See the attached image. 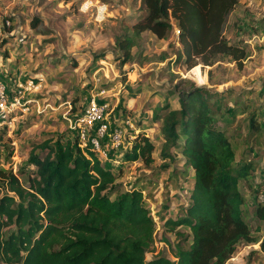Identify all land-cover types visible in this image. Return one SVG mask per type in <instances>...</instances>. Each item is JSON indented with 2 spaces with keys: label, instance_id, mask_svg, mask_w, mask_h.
Returning <instances> with one entry per match:
<instances>
[{
  "label": "trees",
  "instance_id": "16d2710c",
  "mask_svg": "<svg viewBox=\"0 0 264 264\" xmlns=\"http://www.w3.org/2000/svg\"><path fill=\"white\" fill-rule=\"evenodd\" d=\"M140 1L141 13L115 39L122 63L132 59L131 48L139 46L143 32L161 39L174 27L180 45L175 61L212 66L230 57L240 66L246 57V48L224 35L239 0ZM165 57L163 53L161 59ZM185 82L188 88L172 92L177 107L165 101L152 111L162 135L158 170L181 157L178 175L186 176V168L191 171L189 190L176 204V214L160 219L161 228L178 239L172 259L157 255L146 260L156 221L142 190H121L115 182L119 173L103 165L75 132L35 144L27 157L33 168L23 180L0 166V264H225L240 244H258L257 252L264 253V234L254 235L244 219L246 199L239 189L253 163L235 161L225 130L217 126L221 101L216 92ZM248 120V137L264 134V123L255 114ZM134 137L124 160L149 165L153 142L142 132ZM261 190L260 185L253 189L252 214L264 222Z\"/></svg>",
  "mask_w": 264,
  "mask_h": 264
},
{
  "label": "rangeland",
  "instance_id": "374dc122",
  "mask_svg": "<svg viewBox=\"0 0 264 264\" xmlns=\"http://www.w3.org/2000/svg\"><path fill=\"white\" fill-rule=\"evenodd\" d=\"M141 8L140 0H0V85L7 105L0 107V166L23 180L33 168L27 165L32 147L47 138L72 137L74 119L95 99L105 105L102 118L122 128L120 143L100 157L102 164L119 173L115 182L121 190H142L156 221L146 260L157 255L172 259L178 239L161 228L160 219L176 214L191 171L178 175L181 157L158 170L162 135L152 111L165 101L177 107L172 92L188 88L185 80H190L216 92L221 101L217 126L225 130L235 161L253 163L239 189L246 199L244 219L254 235H263L264 222L253 216L252 199L258 185V200L264 199V134H247L251 113L264 123V0H239L227 18L226 39L247 50L240 66L230 57L212 66L175 61L180 47L175 27L161 39L143 32L139 46L131 48L132 59L122 63L115 39L128 31ZM14 94L19 102H13ZM139 132L154 144L149 165L123 158ZM257 249L258 244H240L225 264H264V253Z\"/></svg>",
  "mask_w": 264,
  "mask_h": 264
},
{
  "label": "built area",
  "instance_id": "2783aa9c",
  "mask_svg": "<svg viewBox=\"0 0 264 264\" xmlns=\"http://www.w3.org/2000/svg\"><path fill=\"white\" fill-rule=\"evenodd\" d=\"M84 4H81L80 8L83 9ZM87 9V8H86ZM102 11V10H101ZM9 22H7L8 24ZM32 83V80L29 81ZM4 88L0 85V107L5 108V94L3 92ZM19 93V92H18ZM19 96V95H18ZM13 102H19V98L16 94L12 96ZM106 111L104 104H98L95 99H91L85 110L80 116L74 119V124L72 129L79 136L81 144H89L90 148L93 149L97 156L106 157L108 153V148L116 147L122 137V128L117 124H114V120L109 121L107 117H103ZM128 122V120H125Z\"/></svg>",
  "mask_w": 264,
  "mask_h": 264
}]
</instances>
